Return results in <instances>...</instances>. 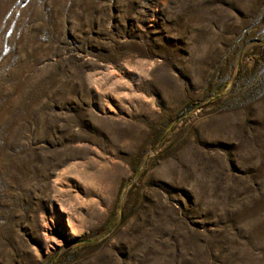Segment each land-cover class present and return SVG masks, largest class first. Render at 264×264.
<instances>
[{"label": "rangeland", "instance_id": "1", "mask_svg": "<svg viewBox=\"0 0 264 264\" xmlns=\"http://www.w3.org/2000/svg\"><path fill=\"white\" fill-rule=\"evenodd\" d=\"M0 264H264V0H0Z\"/></svg>", "mask_w": 264, "mask_h": 264}]
</instances>
